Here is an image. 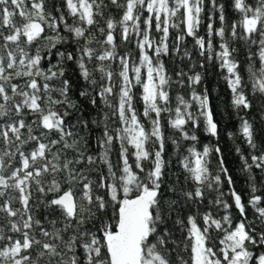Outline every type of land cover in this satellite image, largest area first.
Masks as SVG:
<instances>
[{
	"label": "snow or ice",
	"instance_id": "6c2138e0",
	"mask_svg": "<svg viewBox=\"0 0 264 264\" xmlns=\"http://www.w3.org/2000/svg\"><path fill=\"white\" fill-rule=\"evenodd\" d=\"M209 3L219 27L209 15L205 38L198 34L205 0H0V264H264V253L254 251L264 248V147L253 124L240 117L248 156L236 148L247 173L246 202L218 146L201 151L193 144L180 153L181 141H198L201 124L218 136L208 90L198 91L197 66L215 61L237 114L255 100L264 107V0H232L238 18L230 24L224 5ZM170 29L177 30L174 37ZM188 37L198 62L185 46ZM237 44L248 49L246 74ZM67 45L74 47H58ZM126 45L131 49L121 53ZM165 56L192 61L189 71L178 68L173 79ZM68 62L85 83L79 95L94 108L102 105L101 119L72 122L82 110L71 97ZM137 85L142 114L134 106ZM165 115L176 136L165 135ZM113 118L118 126L110 125ZM90 125L102 129L98 157L85 155L88 137L81 130L91 132ZM169 140L192 188L171 186L178 199L166 200ZM97 160L106 172L92 167ZM181 203L194 206L193 214L175 220L186 232L187 259L170 247L171 230L161 227ZM40 204L58 215L38 217L33 209Z\"/></svg>",
	"mask_w": 264,
	"mask_h": 264
},
{
	"label": "trees",
	"instance_id": "16d2710c",
	"mask_svg": "<svg viewBox=\"0 0 264 264\" xmlns=\"http://www.w3.org/2000/svg\"><path fill=\"white\" fill-rule=\"evenodd\" d=\"M218 3H221L224 5V11L225 16L227 18L228 23L230 24L233 20L238 18V14L234 11L232 8V0H217ZM113 15H115L117 18L119 17V13L113 8L112 9ZM209 15H213V19L215 21L214 27H219V20H218V12H213L211 10V4L209 3V0H205V11L202 13V24L200 27L199 35L205 36L207 38V32H206V26L209 22L208 17ZM177 34L176 29H170V36L174 37ZM119 42V40H118ZM214 43H216V38L213 40ZM193 40L191 37H188L186 40V47L192 51L193 53V60L199 61L200 57L198 56V53L193 47ZM240 51L238 52V58L242 62L241 71L246 74V68H247V62H246V55H247V46L243 44H237L236 45ZM61 50H64V47H68V50H72L74 45H67V46H58ZM132 46L126 45L121 46L119 51L123 53L126 50L131 49ZM53 52H55V49H53ZM133 55H137L135 51H133ZM162 59L165 62V66L169 72L170 75L173 76V79H175V72L178 70V68H183L185 71H189V68L191 66L192 61H181L179 57L174 56H165L162 57ZM45 69L48 67V61L45 60L42 62ZM52 63H55V59L52 60ZM196 71H200L203 73V80L201 85L198 87V91H203L205 88L208 90L209 98H210V104L213 109L214 119L218 125V136L213 137L205 132L203 125L196 129L195 134L198 136V141L196 142H190V141H181V154H187L186 149L190 145H193L198 149L201 150L205 145L210 146L212 148H215L218 146L221 149V154L223 155L225 166L229 169L230 174L233 177L234 180V187L238 193L242 195L243 200L246 202L248 199V183H247V173L242 171V161L240 159V155L237 154L236 148L240 147L244 153L245 156H248L249 154V148L247 144L244 142L243 137L240 135L239 128H240V117L243 116L246 119H248L254 127L256 142L261 147H264V107L261 105L260 100L254 101V106L251 110L248 111H241L239 114H237V111L232 107V94L223 79L221 75L220 69L216 66L215 61L212 63H206L205 68L201 69L197 66L195 69ZM66 76L71 79L72 82V90H71V97L73 100H75L81 107V112L79 113H73L72 122H76V118L78 116H82L83 119L92 121V120H98L102 118V113H100V107H93L88 103L87 100H85L83 97L79 95L80 91L84 88L85 83L83 80L79 78L78 72L75 70V66L68 62L66 66ZM177 89L174 87L172 89V95L173 97L176 94ZM183 94L187 95L186 89H180ZM249 91V96L251 98V93ZM142 92V89L139 85H137L133 89L134 93V106L136 107L138 113L143 112V102L140 99V94ZM99 104V101H98ZM105 111H108L107 109H104ZM141 122L145 124L146 128L150 127V124L148 121H146L143 116L141 115ZM110 125L112 126H118L116 124L115 118L111 120ZM162 125L164 128V132L166 136L173 137L177 134L175 131L168 127L167 124V116L165 115L164 119H162ZM91 132H88L87 130H81L82 136L88 137V145L85 149V155H94L99 156L100 148L97 144V137L101 135V128H97L95 125H90ZM189 128L191 125L188 126ZM229 133L232 135L230 136ZM84 142L81 141L80 145L78 147H83ZM111 160L113 163L119 162V145L117 144L113 152L111 154ZM165 159L168 162L166 166V175L164 177V185L162 186V190L164 193V198L166 200L169 199H178L177 196H175L172 192H170L168 189L171 186H175L177 189L179 188H187L191 189L192 185L190 182L184 181L185 173L183 169L181 168L179 164V155L176 151V147L171 143V141H167L165 145ZM211 170L213 172L216 171L217 167V155L213 152L211 157ZM131 162V160H130ZM94 168H99L100 170H103L106 172V168L104 165L99 163V160H97V164L93 165ZM90 177L96 178L98 176V172H91L89 173ZM256 175L259 177L261 174L258 170H256ZM223 190L227 192L228 185L225 183ZM52 197V194L49 193L47 199H50ZM226 199L229 200L231 203V198L226 197ZM178 210H174L171 212L170 215H168L166 223L162 225V228H168L171 230L172 233V240H174L175 244H170V247L176 248L177 251H179L185 259L188 258V252L183 250L184 244L186 243L185 236L186 232L181 229L180 225H177L175 223V220L177 217L184 218L187 215L193 214L194 206L185 205L183 203L178 204L176 206ZM33 211L36 213V215L40 218L49 217V216H55L58 215V213H52L50 210L46 209L43 204H40L39 207L34 208ZM221 211H223L221 209ZM230 211L233 213V218L238 219L236 216L237 210L235 208L230 209ZM251 213L252 210L248 209L249 218L251 219ZM90 226V225H89ZM254 251L259 253H264V248H257L254 249ZM175 256V253H173Z\"/></svg>",
	"mask_w": 264,
	"mask_h": 264
}]
</instances>
